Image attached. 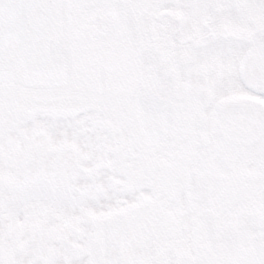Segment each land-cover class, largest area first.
I'll return each mask as SVG.
<instances>
[{"label": "snow or ice", "instance_id": "obj_1", "mask_svg": "<svg viewBox=\"0 0 264 264\" xmlns=\"http://www.w3.org/2000/svg\"><path fill=\"white\" fill-rule=\"evenodd\" d=\"M0 264H264V0H0Z\"/></svg>", "mask_w": 264, "mask_h": 264}]
</instances>
